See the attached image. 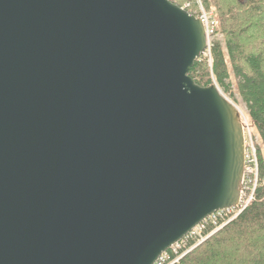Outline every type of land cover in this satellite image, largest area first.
Wrapping results in <instances>:
<instances>
[{"label":"water","instance_id":"1","mask_svg":"<svg viewBox=\"0 0 264 264\" xmlns=\"http://www.w3.org/2000/svg\"><path fill=\"white\" fill-rule=\"evenodd\" d=\"M172 0H0V264H155L246 170L241 108L190 75Z\"/></svg>","mask_w":264,"mask_h":264},{"label":"trees","instance_id":"2","mask_svg":"<svg viewBox=\"0 0 264 264\" xmlns=\"http://www.w3.org/2000/svg\"><path fill=\"white\" fill-rule=\"evenodd\" d=\"M196 16L198 0H172ZM206 11L216 12V31L223 36L213 39L211 60L202 55L190 75L202 86L214 81L245 115L254 133L258 183L251 203L233 220L185 253L179 261L169 250L165 264H264V0H201ZM216 33V34H217ZM209 223L204 230H213ZM195 242L191 239L180 252Z\"/></svg>","mask_w":264,"mask_h":264},{"label":"built area","instance_id":"3","mask_svg":"<svg viewBox=\"0 0 264 264\" xmlns=\"http://www.w3.org/2000/svg\"><path fill=\"white\" fill-rule=\"evenodd\" d=\"M188 6V5H186ZM201 15L199 17L205 24L207 36H208V48L211 49V34H215L216 28L214 26L215 20L213 21L212 14L207 13L203 6L201 5ZM205 52V54H206ZM246 170L243 180V186L241 190V198L236 206L225 208L214 212L205 221L197 225L187 236H185L181 241L174 244L169 250H172L177 256L172 261V263L179 261V259L188 251L201 244L206 240L211 234L221 229L225 224L236 218L254 199V192L258 183V159L256 154V147L254 145L253 139L251 141L246 140ZM212 223L213 230L211 233L205 235L204 230L207 225ZM191 239H195L194 244L181 253L180 251L186 247ZM168 250V251H169ZM164 252L155 264H165V261L169 258V252Z\"/></svg>","mask_w":264,"mask_h":264},{"label":"rangeland","instance_id":"4","mask_svg":"<svg viewBox=\"0 0 264 264\" xmlns=\"http://www.w3.org/2000/svg\"><path fill=\"white\" fill-rule=\"evenodd\" d=\"M198 2H199V6H200V15H201V13H202V11H201V5L203 6V4H202V1L201 0H198ZM186 5H189V3H186L184 6H182V7H185L186 8ZM203 8H204V6H203ZM204 10H205V8H204ZM206 11V10H205ZM216 10H215V8H213V10H210V11H206L207 13H209V14H212V17H213V21L215 20V24H214V26H215V28H216V19H215V16H216V12H215ZM198 17H199V15H198ZM217 33V32H216ZM211 34V44H212V41H213V39H215V38H220L221 40H223V36L221 35V34ZM204 57H207L209 60H211V49L209 50V51H207L206 52V54H204ZM213 83H216V81H214ZM217 84V83H216ZM218 85V84H217ZM220 88V87H219ZM223 92V91H222ZM224 93V92H223ZM240 108H241V110H242V112H243V123H244V125H245V132H246V140L248 141V143H249V141H251V139H253V142H254V145H255V147H256V144L257 143H259L261 140H260V138L254 133V131H253V129H252V127H251V125H250V123H249V120H248V118H247V116L245 115V107L243 106V105H241V104H239L238 105Z\"/></svg>","mask_w":264,"mask_h":264},{"label":"bare ground","instance_id":"5","mask_svg":"<svg viewBox=\"0 0 264 264\" xmlns=\"http://www.w3.org/2000/svg\"><path fill=\"white\" fill-rule=\"evenodd\" d=\"M226 225V224H225Z\"/></svg>","mask_w":264,"mask_h":264}]
</instances>
